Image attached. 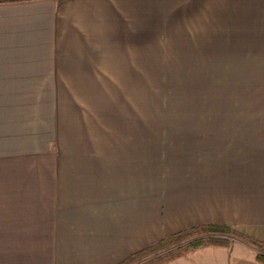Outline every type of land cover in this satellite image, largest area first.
Returning <instances> with one entry per match:
<instances>
[{
  "label": "crops",
  "instance_id": "crops-1",
  "mask_svg": "<svg viewBox=\"0 0 264 264\" xmlns=\"http://www.w3.org/2000/svg\"><path fill=\"white\" fill-rule=\"evenodd\" d=\"M138 84L264 86V0L0 2V245L37 246L8 261L118 264L204 225L264 244V123L176 142L79 116ZM249 241L163 264H261Z\"/></svg>",
  "mask_w": 264,
  "mask_h": 264
},
{
  "label": "rangeland",
  "instance_id": "rangeland-1",
  "mask_svg": "<svg viewBox=\"0 0 264 264\" xmlns=\"http://www.w3.org/2000/svg\"><path fill=\"white\" fill-rule=\"evenodd\" d=\"M93 92L101 99L89 100L91 96L79 94L81 100L74 102L78 105V114L81 118H86L88 107L92 111L93 104L96 106L97 103H101L102 107H107L111 113L110 119L107 117L106 123H138L140 130L173 128L174 132L168 135L173 136V140L176 142L204 139L205 136L213 135V133L200 131L212 130L218 126L264 123V86L230 84L103 85L94 86ZM92 116L90 115V117ZM101 116H103L102 112ZM86 122L87 119L84 123L86 124ZM149 135L158 136L161 133H138V137H149ZM189 136H192V139ZM180 147L184 146H177L178 149L175 150L183 151L184 149ZM207 236L199 234L190 237L188 240L171 246L169 250H172L171 254L175 255L176 246ZM219 237L225 238V236ZM228 240L230 245L239 242L236 238L228 237ZM259 250L260 253H263L261 249ZM34 251H37V246L0 245V264H14V261H8L9 255ZM166 251L147 253L131 264H157L156 258L163 257ZM171 258L169 256L167 260L158 264H163Z\"/></svg>",
  "mask_w": 264,
  "mask_h": 264
},
{
  "label": "trees",
  "instance_id": "trees-1",
  "mask_svg": "<svg viewBox=\"0 0 264 264\" xmlns=\"http://www.w3.org/2000/svg\"><path fill=\"white\" fill-rule=\"evenodd\" d=\"M6 1H18V0H0V2H6ZM199 234H206L207 237L204 238H197L190 241L185 242L181 246H176L174 252L175 255H180L183 253H186L188 251H191L193 249L210 245V246H220V247H227L229 245L228 237L230 238H236L239 241L248 242L247 238H244L241 234L235 232L234 230H231L228 227L225 226H214V225H204L200 227L191 228L189 230L174 234L170 236L169 238L160 240L142 250H139L118 264H131L132 262L139 260L147 253H155L167 250L163 257L156 258V263H161L167 260V258L174 257L175 255L171 254L172 250H169V248L173 245L179 244L183 240H188L190 237H194ZM213 234H216L218 236H214ZM219 236H225V238L219 237ZM249 243L256 247V249L259 251L255 255V261L261 264H264V244H254L253 242L249 241ZM263 253H260V250Z\"/></svg>",
  "mask_w": 264,
  "mask_h": 264
}]
</instances>
